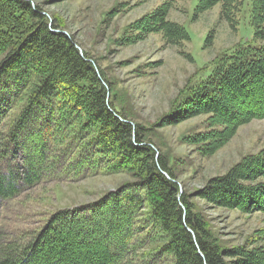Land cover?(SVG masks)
<instances>
[{
  "label": "trees",
  "instance_id": "obj_1",
  "mask_svg": "<svg viewBox=\"0 0 264 264\" xmlns=\"http://www.w3.org/2000/svg\"><path fill=\"white\" fill-rule=\"evenodd\" d=\"M218 5L221 19L235 30L244 0H201L197 12ZM250 13L255 39L264 41V0H252ZM151 19V32H162L169 45L191 40L183 26L167 20L163 9ZM48 23L29 2L0 0V264H158L135 258L141 246L137 231L147 230L144 222L166 238L158 248L167 256L161 264H264L261 252L221 247L191 197L182 195L167 158L143 145L146 130L114 106L103 71L97 72ZM214 36L209 34L210 44ZM210 65L202 68L207 72L187 98L186 111L179 120L168 121L176 124L204 114L228 122L218 132L221 136L210 133L198 141L210 140L207 150L239 127L264 120V46L238 43ZM19 114L20 123L15 122ZM100 161L106 162L108 173L129 174L134 184L30 225L33 209L27 192L90 178L85 170ZM134 188L123 198L122 192ZM197 196L222 208L264 210V150L210 179ZM143 203L150 205L147 213L141 211Z\"/></svg>",
  "mask_w": 264,
  "mask_h": 264
},
{
  "label": "rangeland",
  "instance_id": "obj_2",
  "mask_svg": "<svg viewBox=\"0 0 264 264\" xmlns=\"http://www.w3.org/2000/svg\"><path fill=\"white\" fill-rule=\"evenodd\" d=\"M21 1L29 2L34 12L45 16L53 32L72 41L80 56L88 57L97 72L103 71L108 84L111 83L108 94L114 106H119L130 123L135 122L146 130L143 145L154 147L160 157L167 158L182 195L191 197L221 247L225 251L245 248L264 255V210L222 208L197 196L210 179L225 175L246 158L264 150V120H253L239 127L226 141H217L219 146L210 150L205 149L206 141L210 140L198 141L208 139L210 133L221 136L218 132H224L228 122L202 114L169 124L171 120H179L184 112L193 87L207 72L201 71L203 67L212 68L210 63L238 43L264 46V41L255 39L251 25L252 0H244L241 12L235 17V30L221 19V5L198 14L201 0ZM160 9L167 13L168 21L186 29L189 42L172 46L162 32H151V17ZM54 26L60 30H53ZM213 32L215 36L210 44L209 34ZM20 120L19 114L15 122ZM71 122L67 119L65 125ZM27 133L32 134L30 130ZM103 163L106 162L89 165L85 171L90 178L67 179L27 192L33 209L28 215L30 225L35 227L40 217L46 218L57 210L94 204L134 184L129 174L111 169L108 173ZM135 190L122 192L123 198ZM145 203L141 211L145 209L147 213L150 205ZM144 228L147 230L137 231L136 240L141 246L135 258L163 263L167 256H162L158 248L166 238L155 225L144 222Z\"/></svg>",
  "mask_w": 264,
  "mask_h": 264
}]
</instances>
